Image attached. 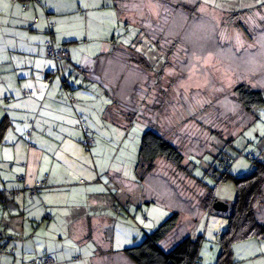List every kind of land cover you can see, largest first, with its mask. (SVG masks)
<instances>
[{
    "label": "crops",
    "instance_id": "0c3cea01",
    "mask_svg": "<svg viewBox=\"0 0 264 264\" xmlns=\"http://www.w3.org/2000/svg\"><path fill=\"white\" fill-rule=\"evenodd\" d=\"M119 1L0 0V243L15 248L13 254L0 253V264H31L45 255L55 261L43 264H131L122 251L133 239L123 236L117 243L118 222L122 217L120 228L130 230L134 205L128 203L140 206L153 191L162 194L142 181L141 198L132 191L125 196L123 190L132 186L123 178L125 160L115 166L116 156L104 153L115 140L126 139L128 125L114 109L119 95L127 99L130 93L125 79L132 80L119 75L121 62L110 54L133 48L145 57L142 42L154 45L140 25L148 18L144 0L136 8L130 0ZM151 8L156 19L155 3ZM48 21L55 22L52 29ZM132 29L133 37L126 33ZM49 40L68 49L70 59L48 58ZM159 67L150 72L158 75ZM79 115L96 140L90 151L82 144ZM45 175V188L32 196L28 188ZM252 239L235 244V256L259 246L250 258L264 264V241Z\"/></svg>",
    "mask_w": 264,
    "mask_h": 264
},
{
    "label": "rangeland",
    "instance_id": "374dc122",
    "mask_svg": "<svg viewBox=\"0 0 264 264\" xmlns=\"http://www.w3.org/2000/svg\"><path fill=\"white\" fill-rule=\"evenodd\" d=\"M143 2L149 17H152V3L156 5L158 15L154 17L161 20V25L155 24L149 31L165 35L160 37V46L168 53L159 52L149 41L140 45L148 68L150 66L152 71L155 65H160L158 75L148 70L145 74L146 70L137 68L139 62L135 63L133 52L119 50L111 56L121 62V67H133L128 70L125 66V72L121 67L117 69L121 77L126 74L132 80L124 82L131 83V86L126 84L130 88L125 96L129 99L125 101L127 106L119 104L114 111L122 121L131 112L137 118L133 124L126 122V139L115 140L104 153L111 158L116 156L115 166L124 158L123 178L130 179L132 186L123 193L128 196L132 191L139 194L138 198L145 189L135 171L143 134L141 122L175 144L183 153L184 161L179 166L159 159L152 170L145 171V179L162 195L153 191L152 197L156 196L157 201L149 198L140 206L128 203V207L134 205L128 221L130 230L120 228L121 217L116 230L117 243L123 236L132 237V246L135 242L141 243L144 232L150 233L176 211L181 216L180 231L168 236L163 242L164 248L174 244L176 234L182 237L187 233L195 239L202 237L200 264H219L221 237L229 220L218 213L232 212L233 215L237 198L234 180L215 176L226 170L221 158L230 156L233 162L229 174L240 177L256 169L251 153L257 160L264 157V106L247 111L234 90L243 83L264 93V0ZM139 3V0H130L128 4L136 8ZM131 33L136 34L133 29ZM201 184L210 186L215 198L225 202V211L215 209L217 212L210 214L203 207L201 199L207 189ZM256 212L258 222L264 223V197L263 202L256 205ZM258 249L240 252L238 256L234 254L233 264H253L255 259L250 257H254Z\"/></svg>",
    "mask_w": 264,
    "mask_h": 264
},
{
    "label": "trees",
    "instance_id": "16d2710c",
    "mask_svg": "<svg viewBox=\"0 0 264 264\" xmlns=\"http://www.w3.org/2000/svg\"><path fill=\"white\" fill-rule=\"evenodd\" d=\"M37 19L39 20L38 17ZM38 20L37 21L34 20V22H38ZM160 22L161 20L159 21L158 19L155 20L152 17H149L147 19H142L140 25L142 31L146 34V36L150 39V41L155 46H157L159 50L163 52L162 50L163 47L161 48L160 46L161 45L160 37L165 35H162L161 33H155L149 31L150 28L153 30L155 24H159ZM149 24L150 27H148ZM54 25L55 22L48 21L49 29H52ZM165 28H167V26ZM156 31H158V28L156 29ZM126 33H128V36L129 35L131 36L132 34L133 37L134 35L133 33H131V31H128ZM122 34L127 36L125 32ZM116 39H119V37H116ZM46 43H45V50H46ZM60 48L66 49L64 47H60ZM66 50L69 52L68 49ZM119 50L121 51L123 49L115 48L110 55L116 54L117 51ZM129 50L133 52V54L136 57L135 63L139 62L141 68H143L146 71L151 70L148 68V64L146 63L147 61L145 57L137 55L136 52H134L133 48H129ZM123 51L126 52L127 50H123ZM163 53L167 54L168 52L164 51ZM48 58L54 60L56 63H59L60 61L63 60H69L70 52L68 58H63L58 60L53 59L51 57ZM57 73L58 70L52 71V73L47 78L49 83H51L53 80L52 76ZM119 87L120 89L118 92L122 91L121 89L122 86ZM234 90L238 95L237 100L247 111H251L255 107L264 106V93L262 89L252 88L247 84L241 83L238 86H236ZM23 94L25 96H28L31 95V92L28 90H24ZM68 97H69V102L72 105L77 103L78 100L76 97L72 95H69ZM122 97L123 95H119V99L117 100L116 104L117 105L124 104V106H127V103H125V101L126 100L128 101L129 99H124ZM130 107L132 108V106ZM135 118H137V116L135 114H132L131 112L130 114L127 115L126 120L123 121L125 124H127L126 122L129 120L130 122H132L131 124H133ZM141 123L142 124L140 125L143 128V134L139 149V161L135 169L138 178L141 181H148L145 179L146 178L145 171L152 170L159 159H165L168 163L172 165H179V166L182 165L184 161V155L180 151V149L170 140L166 139L161 134H159L151 126L144 125L143 122ZM78 127L82 130L84 134L82 144L86 151H90L93 145L96 143V140L92 136L87 121L83 118L82 115L78 116ZM88 138L94 140V142L90 144V146L84 144V142ZM231 140L232 137L231 139L228 140V142L230 143ZM251 155L252 156L250 157V159L256 162V169L251 174L240 177H235L230 175L229 169L231 168L233 162L232 158L230 156H223L221 160L226 170L224 171V173H222L219 176H217L218 174L215 175L221 180H227L230 178L233 179L237 187L235 211L234 214L228 218L229 220L228 227L226 231H224L221 237L222 251L218 259L219 264L234 263L235 244L251 238L257 239L259 241H264V223L258 222V219L256 217L257 214L256 205L263 202V197H264V157H262L260 160H257L254 153H251ZM226 159H229L228 165L225 162ZM47 177L48 175H45L43 180L38 181L32 188L31 187L28 188L29 193L32 196L37 195L42 189L45 188L47 184L46 183ZM148 184L150 187L152 186L151 183L148 182ZM201 185L205 189H207L206 196L204 197V199L203 198L201 199L204 200L203 207L205 209H208L209 213L212 214L213 212H216L213 205L219 199L215 198L214 190L210 186L207 187L204 186V184ZM156 199L157 197L154 196L152 198V201H157ZM48 216L51 217L50 214ZM180 224H181L180 213L174 211V213H172L169 217H167L160 225H158V227H156V229H153V231H151L150 233L144 232L143 234L144 239L141 243L135 242L133 246L131 245L130 247L128 246L124 248L122 251L123 254L128 258L131 264H200L201 262L200 249L202 245V237L195 239L187 233L184 234V236L182 237H180L181 235L176 234L174 244L171 245V247H169L168 249L164 248L163 242L167 240L168 236H170L172 232L179 233ZM184 232L186 231L184 230ZM0 233H1L0 240H2L4 238V231L1 228H0ZM43 263H39V264H43Z\"/></svg>",
    "mask_w": 264,
    "mask_h": 264
},
{
    "label": "built area",
    "instance_id": "2783aa9c",
    "mask_svg": "<svg viewBox=\"0 0 264 264\" xmlns=\"http://www.w3.org/2000/svg\"><path fill=\"white\" fill-rule=\"evenodd\" d=\"M38 19L36 18L35 21H37ZM46 54L48 57H51L53 59H63V58H68L69 57V52L66 49H62V48H57L55 47V45L53 44L52 41H48L46 43ZM94 142L93 139H87L84 144L85 145H89L92 144ZM226 164L228 165L229 163V159L225 160ZM23 177L19 176L18 180H22ZM46 181V180H45ZM44 181V182H45ZM40 185V184H39ZM217 212V211H216ZM232 212H225V213H218L219 215L223 216V217H231ZM1 234V233H0ZM15 248L14 247H8L4 244H0V253L1 254H12L14 253ZM43 262H48V263H53L54 259L51 256L45 255L44 257H39L37 256L36 258H34L31 261V264H39V263H43Z\"/></svg>",
    "mask_w": 264,
    "mask_h": 264
},
{
    "label": "water",
    "instance_id": "95a60500",
    "mask_svg": "<svg viewBox=\"0 0 264 264\" xmlns=\"http://www.w3.org/2000/svg\"><path fill=\"white\" fill-rule=\"evenodd\" d=\"M213 206H214V209L216 210L225 211L227 209L225 202L220 201V200L216 201Z\"/></svg>",
    "mask_w": 264,
    "mask_h": 264
}]
</instances>
